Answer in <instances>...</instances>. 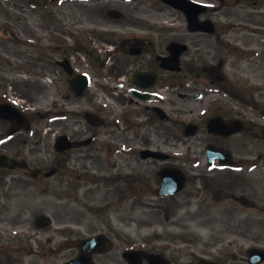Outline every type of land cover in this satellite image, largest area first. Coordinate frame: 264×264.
Here are the masks:
<instances>
[{
    "label": "rangeland",
    "instance_id": "obj_1",
    "mask_svg": "<svg viewBox=\"0 0 264 264\" xmlns=\"http://www.w3.org/2000/svg\"><path fill=\"white\" fill-rule=\"evenodd\" d=\"M74 6L85 9L88 14L83 15L84 12L77 10L73 15ZM110 7H116L123 11V22L126 20L130 22L129 18L136 19L140 14H145L146 18L150 19L151 13L155 17H166L173 14L171 9L162 6L158 0H0V96L7 92V96L16 100L19 97L20 99L17 101L24 103L22 107H26L31 112L44 111L49 108L50 106L43 102L44 97L47 102L49 98L61 93V90L65 92L67 82L65 80L59 81L60 78H56L59 81L55 82L56 89L51 84V75L55 73L48 72L47 69L49 68H45V62H49L55 57V54L53 52L42 53L41 37L47 33L46 29L49 26L52 32H54L55 27L57 29V27L63 26V24H59L63 17H66L67 20L71 17L106 19L108 17L106 10ZM147 8H150V13ZM58 9L59 12L56 13ZM230 15L233 16L232 13ZM218 17L222 19V15ZM225 19L227 18L225 17ZM90 27L92 28V26ZM132 31L134 30L131 25L123 26L122 33L129 34ZM207 42V47L210 50L218 48L214 42L210 40ZM93 43L98 48L107 46L106 42L104 43L99 38L93 39ZM100 59L105 58L100 57ZM90 67L98 68L101 72L107 70L101 69L100 65L93 62H90ZM259 76L263 78L260 81L264 82V70L259 73ZM240 77V80L244 81L242 84L247 88L246 98L251 100L250 93H253L256 100L253 102L254 104L250 103L254 107L240 104V111L245 115V119L253 120L256 123L253 131L257 133L261 130L259 126L264 125V92L252 89L250 78L244 80L242 79L243 76ZM45 92L49 93V98L44 94ZM208 97H211V100H215L217 97L219 102L221 101V96L215 94H210ZM202 103L184 104L180 101L176 109L173 107L172 115L176 118L189 120L191 116L185 114L184 111L189 112L194 108L200 111L203 105H206ZM95 106L96 104L92 108ZM97 108L100 117L103 118L98 119L100 121L113 119L115 115H118L116 108L101 109L98 105ZM214 108L219 109V106L215 105ZM78 125L79 129L89 126L86 122H80ZM4 126L5 124L0 121L1 133H3L2 131L7 132V128L3 129ZM91 126L93 125L91 124ZM170 126L174 127L173 125ZM177 126L179 125L177 124ZM2 135L5 134H0V138L3 137ZM124 137V139L119 140L116 136L108 137L105 134L97 138V143L101 149L97 148L96 146L99 145L95 144L91 149L83 150L100 159L101 164L99 165L103 166V170L99 173L102 174L106 171L111 173L105 166L106 161H109L110 164L116 163V167L112 170L113 174L116 171L124 174L123 176L133 177L130 176L133 174V168L130 165L134 162L132 160L135 156L131 154L129 157L125 153L116 154L109 150V144L113 145L112 147L120 145L123 150L129 152L136 149L135 134L128 132ZM151 138L158 141L157 144L161 149H166L176 155L174 162L180 164L185 161L188 166L196 167L194 163H201L203 160L205 164L204 147L207 135L200 136L198 138L200 142L195 140L196 143H194L189 140L190 138L184 137V134L177 127L176 133L158 130L152 134ZM15 140L12 139L0 146V150L7 147L14 155L29 158L33 165L42 163L46 156L50 159L54 158V151L51 149L49 153L31 151L30 142L33 140L29 143L24 139ZM208 140L215 143L223 142L230 146L235 152L237 160L244 164V170L250 171V173L234 172L235 176L243 177L246 181H241L244 187L232 190L229 195L233 193L236 195L245 194L251 201L264 206V138H256L249 133H240L223 141L213 137L208 138ZM197 145L200 146L197 147ZM111 152L113 153L112 156ZM78 161L74 160L71 164L73 169L76 168L77 173L72 177L73 185H75L72 191L70 190L69 178L63 177V179L57 180L54 177L50 180H34L24 175L22 171L4 173L0 170V251H8V256L12 261L10 264H13L14 261L15 264H64L77 252V250L69 249L71 245L67 242H65V246L61 247L60 242L65 241L64 237L72 241L75 238L98 232L109 234L114 243L111 251L102 257V264H127L122 257V252L126 248L137 245L151 248L152 244H155L156 247L153 248L157 250L160 248V244H167L168 247L163 248V251L167 252L169 257H174L179 264H183L192 257L198 259L204 255L210 259L219 257L222 250L232 252L234 245H231L230 240H239L240 236L243 235L247 236L246 240L263 242L259 238L264 236V221H258L259 219L264 220L262 209L251 210L244 207L242 203L235 205L232 202H227L225 207L217 208L213 206L210 192H206L202 199L197 202L198 207L202 209L197 214L194 211L190 212V206L184 199L185 193L179 196L180 199L177 202H174L180 204L178 207L161 213L156 208L162 206L165 200H157L154 196L144 197L146 192L143 195L141 193L140 200L136 202L130 198L132 191L129 190V187L128 192L124 187L123 189L121 187L120 190L118 185H111L109 190H98L97 188L88 191V182L86 183L88 176L84 173H92L94 160ZM249 161L256 164L252 162L248 164ZM252 164L256 166L254 169L250 168ZM42 166L48 167L45 164ZM144 168L147 169V166ZM223 174L224 172H220L218 175L222 177ZM4 181L12 184L10 191H6L3 186ZM225 183V180L221 181V189L224 195L228 190V185ZM240 186L242 185L240 184ZM103 188H106L105 184ZM114 188L118 190H112ZM77 189L83 195L80 199H76ZM189 191L192 194L188 193V196H193L194 187L188 188ZM125 192L127 193L126 199L123 200ZM90 193L92 196L88 198ZM100 206L105 207L100 208ZM153 207L156 208L153 209ZM196 208V204L193 203V209ZM243 211L252 217L248 224L250 229L244 232L222 233L224 228L234 225L235 221L239 222L238 218L244 214ZM41 214H47L53 218L51 227L41 229L36 226L35 219ZM4 217L11 219L10 226L6 222L5 225H1V222L5 221ZM225 238V243H219ZM184 242L191 243L190 249H185L184 245L175 246V244ZM149 243L150 245L147 246ZM57 247L61 250H57ZM223 247L226 248L223 249ZM0 258L7 264L1 255Z\"/></svg>",
    "mask_w": 264,
    "mask_h": 264
},
{
    "label": "flooded vegetation",
    "instance_id": "obj_2",
    "mask_svg": "<svg viewBox=\"0 0 264 264\" xmlns=\"http://www.w3.org/2000/svg\"><path fill=\"white\" fill-rule=\"evenodd\" d=\"M220 1L223 2L224 0ZM160 2L162 6L174 11L173 6L164 3L162 0H160ZM234 3L238 5H241L239 3L248 4L252 8L251 12L244 13L247 11L246 8L237 7L235 9H230L229 5H223L221 7V12H223L227 17L230 16V13H233L236 22L245 23L246 20L248 21L249 27H247V29L249 32V50L247 53L251 58H253L250 63V69L253 68L255 70L254 73L259 75V73L264 70V44H259V40H263L264 38V0H234ZM74 7L75 8L72 12L73 15L77 12V10L84 12L82 13L83 15L88 14L85 9L78 6ZM147 10L149 13L151 12L150 8H147ZM162 11H164L163 8ZM150 15L152 16L151 19L146 18L145 14H140L136 19L129 18L130 22L127 20L126 22H123L122 19L110 17H107L106 19L71 17L68 20L65 19L66 17H63L59 23L63 24V26L57 27V29L55 28L57 35L54 37L53 34L47 32L42 39L41 46L43 54H47L49 52H53V54H55L54 58H52L49 62H45V68H49L47 69L48 72L51 74L55 73L51 75V84L54 85L56 89L57 86L55 85V82H59L61 80H65L67 82L65 87L66 94L62 90L61 93L58 94L63 97V100L59 102V105L56 103L58 107L55 111H57V113H51L47 110L45 113L28 115L31 123L30 130L19 131L18 133L8 137L7 140H3L0 143V146L8 143L12 139L21 141L20 138L27 133L28 140H33V142H30L31 151L37 150L39 152L49 153L53 144L55 147V141L58 136L67 135L71 141L75 142L76 146L71 149H63L64 146H61L59 148L60 150L55 151L54 158L50 159L49 157H46L47 159L43 160L42 163L32 165V167H35L37 165L45 164L49 169L54 170L53 176L45 177L44 175H40L39 177H42V179L45 180L53 177H56L57 180L63 179V177L72 180V177L77 174L76 168H72V161L79 160L83 162L87 160H94V169L92 170V173H84L88 176L86 180L93 176L91 182L99 183L110 181V178L105 176L100 179L97 177L94 178L95 175H93V172L95 171V167L97 164H101V161L99 158H95V156L83 150L91 149L94 146L95 137L98 135L107 134L108 137L116 136L117 139H124L125 133L128 132L127 125L126 129L123 130L119 127L116 121H95L97 117L86 114L88 116L89 123L96 125L107 124V127L104 129H98L97 131H95V129L91 126L79 129V121L74 120V113L66 112L70 110L73 105L80 103L77 99H85L89 107L94 105V98L89 95L90 83L85 88L82 96L76 95L71 84L72 82H78L79 80L85 82L86 79H81L77 75L84 73L90 74L94 71V68L90 67V62H93V59L96 56L92 40L99 38L103 40L104 43L109 42L110 44H113V55H115L112 60L113 66L117 63H121V67L119 68H109L110 75L113 76V82L119 84L118 87L110 90L111 96L123 106H135L134 115L136 117V121L134 125L129 126V128L135 132L136 143L138 144V148L135 151L136 162L133 163V166H130L133 168L134 175L131 178L128 176L124 178L122 174L117 173L114 174L113 181L115 184H118L120 190L121 187L122 189L124 187V189H127L126 191L128 192L129 187V190L132 191L130 198L134 199L136 202L140 200L141 197L139 196L141 193L143 195V193L146 192L144 197H148L150 196L148 194H152L154 192L157 194L158 187L161 183L160 171L161 169L170 166V163L162 162L163 164L161 165V161L158 159L149 158L145 160L140 155L141 151L144 149L158 150L159 148L157 146V142L151 137L152 134L157 132L159 129L165 130V126L163 127L162 125H166V123H169L171 120L169 109L179 106L178 102L180 101L184 104H197L203 99L204 104L205 100L210 95L209 86L211 89L213 85H216L217 89H226V99L232 101V103L231 105L228 103L219 105L220 103L217 102V104L213 105L219 106V109L214 107L210 109V107H208L207 110H210L209 112H205V110H203L202 113H204V115L200 116L197 121H194L198 125V132L205 133L207 131V122L211 117L221 115L228 119L240 118V112L236 111L232 107L234 103L239 101V82L229 79L225 75L224 66L226 62H224L223 54H226L229 57V63L232 65L231 68L233 71L237 69L240 70L243 56L239 55V50H237L234 45L228 47L227 49H224L222 44V48L221 46H217V49L210 50L207 47V40H209V36L215 37L216 34L222 30V27L215 23L214 34L204 32L199 33V37L201 39L200 43L203 47H205L202 51L200 50L195 53L199 54V64L194 61L192 56L182 64L180 58L178 60L175 59L174 49L171 48V44L173 42L186 41L189 36L192 35V32L189 30L187 31L186 29L176 28V17H174V14L166 17H155L152 13ZM126 24L131 25L134 31L129 34L122 33L123 26ZM90 26H92V28ZM95 27L99 30L95 29ZM227 36L228 34L225 33V38ZM235 36L236 38L238 37L237 34ZM64 37L69 39V41L64 39ZM214 40L216 41L217 39L214 38ZM238 41L239 39L235 42L237 43ZM49 42L54 43V48H49ZM256 47H259L258 51L255 50ZM229 48L231 49V52L228 50ZM76 51H81L85 55L87 59L86 63H81L80 59H72V55ZM97 55H99L98 52ZM135 72H147L146 75H141L138 78L141 83H144V85L148 87L146 90L144 87L133 82L131 76ZM56 78H60V80L58 81ZM176 88H180V91L178 92ZM114 90L118 91V95L112 93ZM135 91L142 93L145 92L148 96L147 98L137 97ZM176 93L178 94V98H176ZM44 94H46L47 98H49V93L45 92ZM196 94H200L201 98L196 99ZM46 100L47 99H45V101ZM56 105L54 104V106ZM191 113H195V111H191ZM85 120L87 121V119ZM1 122L5 124L3 129L7 128L9 131L11 127L10 122ZM167 130L168 132L173 133V130L169 126H167ZM2 132L3 133L0 132V134H5L4 131ZM96 147L101 149L100 146ZM1 151L11 152L7 147ZM122 151L123 150L119 148V153H122ZM107 164L108 163L106 162V167ZM144 166H147V169H145ZM100 167L103 168V166ZM189 169H191V167ZM197 170L196 174H201V177H188L187 185L197 181V179L201 180L204 185L213 184V182H210L206 176L208 174H214V172L201 167H198ZM216 170L224 172L222 177H215L214 182H219V192L222 193L223 190L221 189V181H226L225 185H228V190L226 191L225 196H231V198H229L226 202H249L246 195H229L230 191L236 190L233 188L239 189V183L236 179H233V176H231L234 173L232 170H222V168ZM219 172H216V174ZM7 187L10 191L12 189V184L8 182ZM98 190H100V187H98ZM115 190L118 189L116 188ZM204 192H208L207 187ZM126 194L127 193L125 192L123 200L126 199ZM217 196L220 197L218 192ZM250 205H252L251 208L255 207L254 202ZM105 206H107V204H105ZM104 207L100 206V208ZM226 212L228 213L229 211ZM4 218L6 223L9 224L11 222L10 218ZM238 219L239 222L235 221L234 225L224 228L222 233L233 231L244 232L250 229L248 224L251 222V215L245 214L243 215V218L240 216ZM241 238L247 239V236L243 235ZM259 240L264 242V236L260 237ZM231 245L236 246L238 250L233 253H229L227 251L222 252L221 257H212L210 259L199 258L197 261H194V259L191 258L188 264H202V261L204 264H256L250 262L249 257L247 256V249H244V246L240 245L238 241L231 243ZM171 260L173 264L176 262V259ZM258 264H264V262Z\"/></svg>",
    "mask_w": 264,
    "mask_h": 264
},
{
    "label": "water",
    "instance_id": "obj_3",
    "mask_svg": "<svg viewBox=\"0 0 264 264\" xmlns=\"http://www.w3.org/2000/svg\"><path fill=\"white\" fill-rule=\"evenodd\" d=\"M8 114H13V119H15L17 122H23L24 117L23 113L20 112L19 110L9 107V105L2 104L0 105V116H7ZM215 123L216 121L212 122V124ZM237 124L240 125L239 122H230L229 124H224L221 123V125H234L237 127ZM219 125V126H221ZM241 126V125H240ZM0 166L1 167H8V168H16L18 166H23V167H28L26 162L23 160H15L7 156L6 154H1L0 155ZM40 170L35 169L32 171L31 175L36 176ZM37 223L39 225H48L50 223V219L48 217H41L37 220ZM101 238L100 237H95V238H86L81 240L78 244L82 246L83 250L82 253L67 262L66 264H92L91 261V252L94 251H99L101 250V244H100ZM102 242V241H101ZM142 256H147L150 260L149 264H168L161 256H153V255H148L146 253L134 251V252H127L125 253V257H127L131 264H141V258Z\"/></svg>",
    "mask_w": 264,
    "mask_h": 264
}]
</instances>
